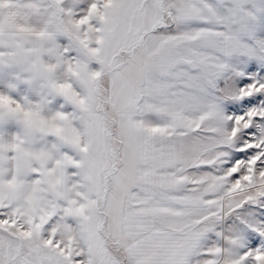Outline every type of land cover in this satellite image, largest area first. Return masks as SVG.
Instances as JSON below:
<instances>
[{"label":"snow or ice","instance_id":"snow-or-ice-1","mask_svg":"<svg viewBox=\"0 0 264 264\" xmlns=\"http://www.w3.org/2000/svg\"><path fill=\"white\" fill-rule=\"evenodd\" d=\"M0 264H264V0H0Z\"/></svg>","mask_w":264,"mask_h":264}]
</instances>
